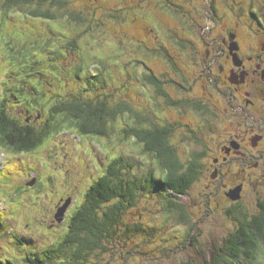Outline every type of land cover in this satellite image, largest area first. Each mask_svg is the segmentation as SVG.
I'll list each match as a JSON object with an SVG mask.
<instances>
[{
    "label": "rangeland",
    "instance_id": "1",
    "mask_svg": "<svg viewBox=\"0 0 264 264\" xmlns=\"http://www.w3.org/2000/svg\"><path fill=\"white\" fill-rule=\"evenodd\" d=\"M5 1L0 0V103L5 112L24 122L42 111L31 122L39 127L57 121L50 106L64 100L105 97L112 107L127 104L131 110L109 122L106 136L80 137L70 126L50 133L29 153H17L0 142V213L9 215L6 223L13 225L0 229V264H30L25 257L31 251L34 256L58 241L69 216L68 204L63 220L56 219L59 207L66 204H59L61 195L87 187L90 178L101 174L94 161L103 158L108 163V155L123 157L124 175L136 183L135 196L116 236L105 240L106 251L91 255L84 264H200V249L208 256L237 228L239 217L259 212L262 171L252 175L246 196L235 200L242 203L233 214L221 182L213 183L208 173L229 128L219 97L207 100L213 111L202 114L169 106L151 94L143 75L166 78L174 99L187 94L185 84L188 90L195 86L189 98L204 96L197 81L200 67L192 59L196 47L238 21L245 48L244 27L264 28V0H32L6 8V13L1 8ZM36 9L47 15H33ZM10 87L14 90L7 91ZM2 95H9L8 100L2 102ZM154 101L159 110L147 112L150 106L156 109ZM141 110L148 116L141 117ZM151 120L174 124L171 141L182 162L201 154L189 194L172 197L183 203L188 222L167 211L168 194L153 188V179L164 176V167L133 136L119 139L121 128L149 126ZM58 121L64 128L69 125L62 115ZM33 178L34 185H27ZM17 233L19 241L28 239L30 245H15ZM195 237L199 243L193 245ZM257 261L264 264V246Z\"/></svg>",
    "mask_w": 264,
    "mask_h": 264
},
{
    "label": "trees",
    "instance_id": "2",
    "mask_svg": "<svg viewBox=\"0 0 264 264\" xmlns=\"http://www.w3.org/2000/svg\"><path fill=\"white\" fill-rule=\"evenodd\" d=\"M40 1L42 3L44 0ZM25 3H32V0H6L1 8L6 13V8ZM41 13L47 15L42 10L32 11L35 16ZM27 68L33 73V64L29 63ZM29 73V75L32 74ZM148 80L157 83L154 78ZM12 89L14 90L10 87L6 90ZM23 89L24 87L20 88L21 91ZM5 96L2 95V102L8 100L9 95L7 98ZM128 110H131V107L127 104L112 107L105 97L64 100L50 106L51 116L54 119L57 118V121L37 127L35 123L28 121L29 115L24 122L11 117L0 103V142L17 153H29L41 146L50 133L67 130L70 126L75 128L80 137L106 136L109 134V122L123 111ZM41 113L43 114L39 111L34 117L37 119ZM61 115L69 122L65 128L58 121ZM118 134L121 140L133 136L137 142L142 141L143 149L164 167V176L153 179V188L168 194L170 205L167 211L177 213L182 220L188 222L190 216L183 203L177 202L172 197L177 198L189 194L200 171L198 156L194 155L186 164L182 162L175 146L169 141V128L151 127V129L139 130L135 126H130L121 128ZM121 161L122 158L119 156L110 158L105 172L92 179L78 205L69 213L67 224L59 234L58 241L34 256H31V251L25 257L27 263L45 264L49 260L53 264L57 262L59 264H84V261L91 255L101 256L106 251L105 240L116 236L118 226L122 223V215L129 206L127 204L133 201L135 196L133 184L136 185V183L127 179L125 175L124 178L121 176L123 168L120 165ZM258 206L259 212L251 216L239 217L237 228L224 238L222 244L215 246L208 256L200 249L199 253L204 258L200 264H258L257 260L264 246V199L259 202ZM229 211V214L235 213L231 209ZM2 213L1 211L0 229L13 226H8L6 223L7 218L11 220L9 215L6 214L8 216L6 217ZM15 230L17 232L16 227ZM19 240L20 236L17 233L14 240L15 245H30L28 239H24L25 242ZM195 240L193 245L199 243L197 237ZM9 264H19V262L10 263L9 261ZM183 264L197 263L188 260Z\"/></svg>",
    "mask_w": 264,
    "mask_h": 264
},
{
    "label": "flooded vegetation",
    "instance_id": "3",
    "mask_svg": "<svg viewBox=\"0 0 264 264\" xmlns=\"http://www.w3.org/2000/svg\"><path fill=\"white\" fill-rule=\"evenodd\" d=\"M244 28V32L248 35V44L245 48H243V34L239 31L238 21L236 26H229L222 31L219 37L211 36L210 40L202 39L200 48L196 47L192 59L200 67L197 81L201 83L204 90V96L200 98H189V92L194 90L195 86L192 85L188 90L185 84L187 94L184 92L181 98L174 99L166 89L168 83L166 78L159 75H143L146 85L153 89L151 94L169 106L181 107L185 110L190 108L202 114L213 111L208 106L207 100L211 102L213 95L219 97L221 101L219 109L223 111L229 128L226 129L224 140L219 143L216 153L212 155V161L207 170L213 183L217 185V181L221 182L224 194L232 203L233 212L242 202H235L229 195L230 192L241 185V198L243 199L247 194L248 184L253 180L252 175H256L254 172L258 170L264 173V28L253 29L251 25ZM152 77L157 80L158 84L148 80L153 79ZM185 80L187 81L186 78ZM154 102L156 109L154 110V107L149 105L150 109H147V112L159 110L157 101ZM140 112L141 117L148 116L142 110ZM29 116L28 121L36 120L34 115ZM135 127L139 130L151 129V127L169 128V141L172 143L174 128L172 123H157L151 120L149 126ZM194 155L199 158L201 154L193 153ZM117 156L122 158L121 176L124 178L123 157L120 154ZM107 157L110 159L109 155ZM94 162L95 168L104 173L108 163H105L103 158ZM236 167H238L237 170H235ZM92 179L90 178L89 183ZM225 179H229L230 182ZM70 186L73 184L71 183ZM87 187L70 188L61 195L59 204L69 202L68 212H72ZM261 200L263 198L257 199L258 205Z\"/></svg>",
    "mask_w": 264,
    "mask_h": 264
},
{
    "label": "water",
    "instance_id": "4",
    "mask_svg": "<svg viewBox=\"0 0 264 264\" xmlns=\"http://www.w3.org/2000/svg\"><path fill=\"white\" fill-rule=\"evenodd\" d=\"M37 178H33L32 181H30L29 183H27V185L32 186L34 185V183L36 182ZM241 191H242V186H237L236 188H234L231 192H230V196L233 200H239L241 198ZM69 202H66V204L63 207H59V211L56 214V219L58 221L63 220V216L65 214V211L67 209Z\"/></svg>",
    "mask_w": 264,
    "mask_h": 264
},
{
    "label": "bare ground",
    "instance_id": "5",
    "mask_svg": "<svg viewBox=\"0 0 264 264\" xmlns=\"http://www.w3.org/2000/svg\"><path fill=\"white\" fill-rule=\"evenodd\" d=\"M1 225V224H0Z\"/></svg>",
    "mask_w": 264,
    "mask_h": 264
}]
</instances>
